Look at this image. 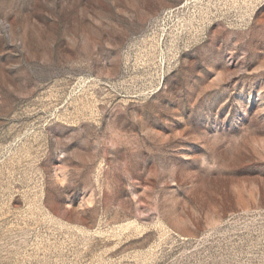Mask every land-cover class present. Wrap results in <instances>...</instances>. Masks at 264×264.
<instances>
[{
	"label": "rangeland",
	"instance_id": "374dc122",
	"mask_svg": "<svg viewBox=\"0 0 264 264\" xmlns=\"http://www.w3.org/2000/svg\"><path fill=\"white\" fill-rule=\"evenodd\" d=\"M0 264H264V0H0Z\"/></svg>",
	"mask_w": 264,
	"mask_h": 264
},
{
	"label": "bare ground",
	"instance_id": "6f19581e",
	"mask_svg": "<svg viewBox=\"0 0 264 264\" xmlns=\"http://www.w3.org/2000/svg\"><path fill=\"white\" fill-rule=\"evenodd\" d=\"M163 31L166 32V28H164Z\"/></svg>",
	"mask_w": 264,
	"mask_h": 264
}]
</instances>
